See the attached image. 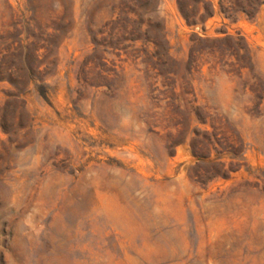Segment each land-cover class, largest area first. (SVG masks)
Masks as SVG:
<instances>
[{"label":"rangeland","instance_id":"374dc122","mask_svg":"<svg viewBox=\"0 0 264 264\" xmlns=\"http://www.w3.org/2000/svg\"><path fill=\"white\" fill-rule=\"evenodd\" d=\"M112 3L0 0V264H264V4L161 0L159 62Z\"/></svg>","mask_w":264,"mask_h":264},{"label":"trees","instance_id":"16d2710c","mask_svg":"<svg viewBox=\"0 0 264 264\" xmlns=\"http://www.w3.org/2000/svg\"><path fill=\"white\" fill-rule=\"evenodd\" d=\"M161 0H113L110 7L111 16L117 13L116 18H111L108 22L97 30L92 29L95 15L89 21L95 49L113 47L114 50L120 48L126 41L133 44L138 39H142L145 44L154 41L156 45V56L159 62L164 54L160 50V42L165 40L167 34L165 27H161L156 22ZM179 15L187 25L191 27H205L207 21L217 14L224 15L232 20H237L239 15L244 14L254 17L260 11L264 0H176ZM218 5V8H217ZM225 39L235 41L232 36ZM158 65V64H157ZM21 91L13 97L19 98ZM203 158L202 155H198Z\"/></svg>","mask_w":264,"mask_h":264}]
</instances>
